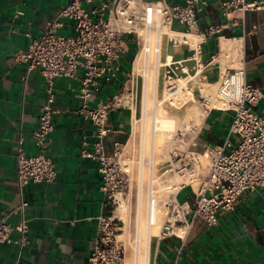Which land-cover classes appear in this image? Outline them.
<instances>
[{
  "label": "crops",
  "instance_id": "1",
  "mask_svg": "<svg viewBox=\"0 0 264 264\" xmlns=\"http://www.w3.org/2000/svg\"><path fill=\"white\" fill-rule=\"evenodd\" d=\"M67 1L0 0V217L16 224L19 215L11 210L26 201L29 227V243L21 253L14 243H0V264H90L96 217L104 199L103 181L98 161L80 155L82 141L90 149L95 137L94 125L78 113L77 78L54 80L53 106L58 112L53 116L47 155L55 165L56 179L51 183L30 182L19 189L16 177L17 138L23 137L26 155L35 153L31 135L47 93L37 69L26 73L25 65L16 63L13 57L26 51L31 38L41 33L45 22L56 16ZM197 17L198 27L193 32L185 33L184 26L174 21L160 35L157 99L164 96L168 75L186 79L192 98L179 107L168 100L162 103L169 114L182 116L201 98L202 84L216 83L225 69L242 67L246 82L262 91L254 110L263 112L264 8L233 11L227 17L217 0H210ZM61 20L64 25L59 33L71 34L72 21ZM208 25H218L221 31L204 37L202 32ZM188 34L193 36L189 38ZM136 51L134 45L129 46L120 59L117 76L102 84L100 92L91 97V106L120 93L130 77L133 83ZM233 115L232 110L225 109L204 112L189 142L190 149L202 152L207 146H223L228 151L234 147L239 136L230 130ZM137 116L133 108L109 112V131L104 138L108 152L115 140L125 143L132 139L136 143ZM177 198L192 203L194 195L190 188H182ZM157 236L147 241L148 264H264V188L243 192L234 210L217 214L216 224L194 223L187 229L183 243L175 237ZM127 258L131 260V252Z\"/></svg>",
  "mask_w": 264,
  "mask_h": 264
},
{
  "label": "built area",
  "instance_id": "2",
  "mask_svg": "<svg viewBox=\"0 0 264 264\" xmlns=\"http://www.w3.org/2000/svg\"><path fill=\"white\" fill-rule=\"evenodd\" d=\"M209 1L68 0L56 16L45 22L41 33L31 38L26 51L13 57L16 63L25 65L26 73L37 69L46 83L47 93L31 135L35 153L25 154L22 136L16 141L19 189L30 182L51 183L56 179L55 165L47 155L53 116L58 112L53 106L54 80L60 77L78 80V113L94 125L95 137L90 149L82 141L80 155L98 161L103 181L104 199L102 211L96 217V235L88 258L90 264H148L137 229L132 238L130 234L124 236L122 220L112 209L115 204L119 206V198L130 186L129 173L123 164L127 143L113 141L110 152L104 143L109 131L108 114L130 100L132 77L124 83L121 92L111 98L100 99L93 106L90 99L100 92L103 83L117 76L120 59L128 53L131 43L137 49L133 60L140 51L148 54L155 50L157 53L164 29L176 21L184 26L185 33L195 31L197 13ZM217 2L221 13L227 17L233 11L264 8V0ZM61 18L72 21L71 34L59 33L64 25ZM220 31V26L208 25L202 35L210 37ZM171 77L168 75L167 81ZM206 84L216 85V90L201 96L203 111L232 110L230 130L239 136V142L228 151L223 146H207L197 152L190 149L189 143L185 147H172L170 160L161 174H170L171 180L164 186L168 194L158 208V219L153 210L156 199L153 196L150 199L148 225H160L157 236L160 239L175 237L183 243L187 229L194 223L216 224L217 214L234 210L243 192L264 188V111L254 110L263 96L262 91L246 82L242 67L225 69L216 83ZM212 101L216 104H210ZM182 188H190L194 195L192 203L177 198ZM27 206L28 202L21 201L12 208L11 213L19 215L16 224L0 217V243H14L18 253L29 243ZM180 227L185 228L183 235L179 234ZM128 251L131 252L130 261H127Z\"/></svg>",
  "mask_w": 264,
  "mask_h": 264
},
{
  "label": "rangeland",
  "instance_id": "3",
  "mask_svg": "<svg viewBox=\"0 0 264 264\" xmlns=\"http://www.w3.org/2000/svg\"><path fill=\"white\" fill-rule=\"evenodd\" d=\"M191 36L193 35H189V37ZM130 46L133 48L132 43L130 44ZM156 72H157L156 69H154L153 66H151L149 69V76L146 81L145 79L142 78L141 76L142 74L140 75V73L135 72L132 91L129 94L130 100H128L126 102V105L124 106V109L133 108L137 110L139 116H137L136 119L139 118V120L137 121V125L139 128L138 132L140 133V138L138 137V139L136 140V143H133L132 139L125 142L127 144L125 146V150H124L125 153L123 156V160L125 161L126 159H132L133 163H132L130 172L128 170L130 186L125 191V193L122 194L121 196L122 199L119 198L118 200V204H120L119 208L117 204H115L112 207V209L114 210V214L117 215L119 218H120L119 213L123 211L125 212V209H124L126 207L125 201L130 203V199H131L130 197L132 196V194L130 196V190L132 188L133 189L136 188L137 196H140L145 193L147 185L148 187L152 185L153 179H155L154 184H156V178H158L157 179L158 182L163 183L164 186L167 184L168 182L167 178L170 177V174L169 175L165 174L163 176H161V174L164 171V169L167 167V164L170 160V151L172 149V146L169 150V146H168L169 142L171 140L173 142L178 141L177 143L180 144L181 147L182 145L184 147L185 146L184 142L189 143L195 131V129H193L192 131H189V129H192L191 127L192 125H195L194 127L196 128L202 118L201 113H203L202 110L204 108V105L202 104L201 98L197 99V101L192 106L195 112H190V114L188 115L184 114L179 117L175 116L176 117L175 118V128L174 130H172L173 135L171 136L172 134L171 132V134L165 139L166 144L168 146V150L166 154L167 158L163 162L157 163L158 159L154 157V150H155L154 135L155 133L157 134L158 132L155 131L154 129L155 120H153L152 118H153V115L155 114V111H156V114L158 115L165 114L164 116H166L170 114L169 113L167 114L165 111H162L163 113L161 112L159 113V111H157V109L162 110L164 107L162 106V103H163L161 101L162 99H157L156 97L157 96V87H156L157 86V82H156L157 74ZM145 82H146L147 89L144 88ZM153 87L154 89H153L152 94L154 93L155 97L151 98V96H148V95L146 97L145 94H147V92L145 93V91H148V94L150 95V91H152ZM201 87L204 88V91L203 92L201 91L202 92L201 95H205L207 92L209 94L216 90V85L208 86L207 84H202ZM185 89L186 88H183L182 91L186 92ZM156 116L157 115L154 116V119ZM179 140H182V141L179 142ZM134 148H135V151H134ZM140 190L142 191V194H139ZM133 194H134V190H133ZM121 220H122V228L124 230V236H127L125 233L126 231L125 223L126 222H124L123 219ZM142 224H144V220L142 221ZM158 226L152 230V234L154 235L158 234L160 225L158 224ZM134 232H135L134 226H132L131 224L130 229H129V234L131 238L133 237ZM128 255H130V251L128 252ZM127 260L129 259L127 258Z\"/></svg>",
  "mask_w": 264,
  "mask_h": 264
},
{
  "label": "bare ground",
  "instance_id": "4",
  "mask_svg": "<svg viewBox=\"0 0 264 264\" xmlns=\"http://www.w3.org/2000/svg\"><path fill=\"white\" fill-rule=\"evenodd\" d=\"M189 35H191V34H188L187 37H189ZM189 38H191V37H189ZM157 54L158 53H156L155 50H152L148 54H146L144 51H140V53L137 55V57L134 61V72L140 73V75L142 74L141 76L143 79H145V81L147 80V78L149 76V69L151 66H153V68L156 69V71L158 70L157 69V62H158L157 61V57H158ZM156 74H157V72H156ZM154 87H155V85H154ZM154 87L152 88V91H150V95L148 94V91H145V93L147 92V94H145L146 97H147V95L151 96V98L155 97V94L154 93L152 94ZM144 88L147 89L146 82H145ZM183 88H186L185 89L186 92L182 91ZM155 89H156V87H155ZM195 90H198V89H195ZM201 91L203 92L204 88H202ZM192 94L193 93H191L190 88L186 84V79L181 78V77H171L166 83L165 94H164L161 101L163 102L164 100H168L170 102V104L177 105L179 107L180 104L182 106V103H184L188 99L192 98ZM205 95H208V92ZM194 96H195V94H194ZM164 102L167 103V101H164ZM189 103H191V102H189ZM210 104L214 105L216 103L214 101H212V102H210ZM207 105H208L207 107H209V104H207ZM166 109L165 108H163L162 110L157 109V111H159V113L160 112L163 113L162 111H165L168 114ZM181 109H183V107ZM134 110H135L136 114H138L137 110L136 109H134ZM181 112H183V111H181ZM190 112H195L193 107H191L189 109L187 115L190 114ZM202 112L203 113H201V116H203V114H204L203 110H202ZM155 115H157V116L154 119ZM164 115L163 114L158 115V114H156V111H155V114L153 115V118H152L153 120H155L154 129H155V131L158 132L157 134L155 133V135H154V144H155L154 157L158 159L157 163L163 162L164 160H166V158H167L166 154H167L168 146H169V150H170L171 146L174 147V146L179 145L181 147V145L177 143L178 141L173 142L172 140L169 142V145L167 146L165 139H166V137H168L171 134L172 130H174L176 117L174 115H171V114L166 115V116H164ZM194 126L195 125H192L191 126L192 129H189V131H192L193 129H195ZM172 135H173V132H172L171 136ZM138 137L140 138V133L138 134ZM184 144L186 146L188 144V142H184ZM182 147H183V145H182ZM134 151H135V148H134ZM131 158H133V157H131ZM132 163H133L132 159H126L125 161L123 160V164L126 165L127 170H129V172H130ZM157 179L158 178H156V184H154L155 179H153L152 185L150 187H148V185H147L146 191L144 193L145 195L142 194V191L140 190L139 194H142V195L137 196L136 188H134V189L132 188L131 189L132 191L130 190V196L132 194V196L130 197L131 198L130 203L125 201V204H126L125 205L126 207L124 208L125 212L123 211V212L119 213L120 218L123 219L124 222H126L125 223L126 224V231H125L126 235L129 234L130 225L132 224V226H134V229H137V233L141 237V243H142L141 247H142V249H144L145 252H147L148 238L151 237L152 235H154V234H152V230L158 226V225L157 226H149L148 225V217H149L150 210H151V206H150L151 196H153L156 199V205L153 207V210H154L155 218L158 219L160 217L159 213H158V208L161 205V201L164 200L168 194V192H167L168 190H166V188L164 187V184L159 183ZM167 179L171 180V177H168ZM133 190H134V194H133ZM131 202H132V204H131ZM118 208H119V206H118ZM143 220H144V224H142ZM184 231H185L184 227L179 228V234L183 235Z\"/></svg>",
  "mask_w": 264,
  "mask_h": 264
}]
</instances>
